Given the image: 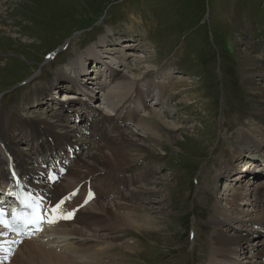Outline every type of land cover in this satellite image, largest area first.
Returning <instances> with one entry per match:
<instances>
[{"label": "rangeland", "instance_id": "obj_1", "mask_svg": "<svg viewBox=\"0 0 264 264\" xmlns=\"http://www.w3.org/2000/svg\"><path fill=\"white\" fill-rule=\"evenodd\" d=\"M235 36L242 41L232 42ZM117 41L121 42L115 44L116 50L105 45ZM128 44L131 46H124ZM102 50L114 54L107 53L112 60L106 62L117 68L114 82H107L110 85L104 90L96 88V83L102 80L100 73L106 79L105 66L95 61V68L94 58L86 54L98 56ZM248 57L256 66H247L243 59ZM80 62L89 71L85 84L95 91L93 100L72 86L79 85L70 76ZM115 82L124 85L118 106L101 97L117 87ZM135 87L150 91L153 99L146 105L159 115L150 114L151 121L172 139L163 138L152 146L147 133L139 130L140 125H147L146 119L135 120L136 125L118 121V128L109 130V136L133 132L141 145L128 148L136 158L133 165L100 172L105 166L90 178L87 191L86 187H78L79 192L72 189L58 202L59 208L80 196L81 203L62 217L71 221V214L75 219L85 207L97 217L92 226H109L118 235L115 241L96 245L105 250L96 264H107L109 259L111 264H209L213 217L223 219L224 214L230 220L225 218L217 233L249 235L243 246H257L261 257L256 260L264 261V234L250 236L258 227L264 230V218L263 223L250 224L246 220L256 217L254 209L248 204L241 213L234 208L247 198L248 202L259 196L264 199V185L258 186L264 176L260 175L262 166L254 159L257 154L251 158L250 153L256 149L244 145L241 139L245 138L239 135L240 128L248 127L250 138H264V0H0V124L7 123L0 128V139L6 142L16 135L10 149L27 157L28 166L40 159L38 148L43 139L32 137L27 130L38 133L48 125L44 119L53 122L57 117L61 127L54 130L59 133L65 130L62 126L90 127L88 120L75 121L76 125L71 116L66 118L74 111L84 116L89 105L92 120L111 114L115 122L116 109L128 104ZM161 91L164 94L158 100ZM76 97L91 102L85 108L76 101L67 102ZM141 110L146 111L138 108L139 116H147ZM174 122L177 130L165 125ZM261 143L264 149V141ZM86 150H74L71 161L80 159ZM229 159L240 171L227 179L221 177L220 168ZM69 164L70 160L66 166ZM137 172L140 175L135 177ZM107 177L125 183L119 194L99 186ZM116 195L126 198L144 216L147 212L138 206L152 207L149 214L154 225L139 230L92 210L93 203L110 204L109 199ZM258 204L256 210H264V201ZM247 210L250 214L245 218ZM119 253L130 256L114 260ZM40 258H35L37 264Z\"/></svg>", "mask_w": 264, "mask_h": 264}, {"label": "bare ground", "instance_id": "obj_2", "mask_svg": "<svg viewBox=\"0 0 264 264\" xmlns=\"http://www.w3.org/2000/svg\"><path fill=\"white\" fill-rule=\"evenodd\" d=\"M237 35H239V33ZM233 38L235 40H232V42L236 41L237 43H239L242 41L241 38H236V36ZM120 42L121 41H117L115 43L112 42L105 45L107 47H112L111 49L114 50L116 47L115 44H120ZM101 46V44H98V47ZM124 46L129 47L131 45L128 44ZM113 52L115 53V51ZM107 53L110 56L114 55L109 53L108 51L103 52V50L101 55L98 56L86 53L89 58H94V62H98L99 66H105V70L107 71L106 79H103V76L100 73V76H102V80L101 82L96 83V88H99L101 90H104L105 86V88H108L109 85L114 82V77L116 75L115 69H117L115 67H109V65L107 64V59L112 60V57L110 58V56H107ZM51 56L52 54L48 58H50ZM120 59L122 58L119 57L118 61ZM243 61L248 62V67L256 66V61L249 57L247 59H243ZM84 63L80 62V68H78L77 70L74 65L75 73L74 75L70 76V78L75 83H79V85H77L78 89H76L77 86L74 85V89H76L75 91L79 92L80 94L83 93V97L86 96L87 98L93 100V98L96 96V93L94 90L89 89L87 84H85L87 80L84 83H80L81 79H88L89 71L87 72V70L85 69ZM139 70L140 69H138L137 71ZM91 71L95 70L93 69ZM258 75L262 76L261 73H258ZM73 76H75L74 79ZM134 78V80H136L137 77L135 76ZM246 78L249 80V75H247ZM103 80L105 82H102ZM251 80L253 82V79H250V82ZM107 82L111 83L107 86ZM116 84V88L104 92L101 96L110 101L114 106H118L119 102L123 100L122 92L124 85H122L121 82H117ZM130 88H132V85L130 86ZM163 94L164 91H161L160 95L158 96V100H162L161 96ZM83 97H76L75 100L69 98L67 99V102L76 101L77 103L82 104L83 108H85L84 105L88 106V103L91 101H89L88 99L85 100ZM111 97H115L116 99L111 101ZM149 99H153L150 91H144L140 88L135 87L134 91L131 94V99L127 100L128 104L124 106L123 104H120V107H122V109L118 112V108L116 109V113L114 115L116 116L115 122H113V120L111 119V114L104 115L98 119L92 120V118L94 117V112H90V105L89 108H85L87 112L84 113V116H81L78 111H74L75 113L72 115H66V118L71 116L73 120H71L70 118V121H73V123H76V125L77 122L75 121H79L80 119L92 122V125L90 127L83 128L81 130H78L74 127L69 128V126H62L65 128V130L62 133H59L54 130V128L56 127H61L60 122L57 121L59 120V118L57 117L58 114H54L57 117V120L53 122H49L44 119L45 123H47L48 125L38 133L33 129L30 130V133L28 130L26 131L27 134H30L32 137L38 136V138H40L41 140L43 139V143L41 141L42 148H38V155H40V159H38V161L35 159L33 162H30V166H28L27 164V157L24 158L21 154L10 149V147H12L14 144L16 135H13L14 137L12 138L9 137L6 142L4 141V139H0V183L13 186L14 182L16 181L14 180L15 176L19 178L18 180L24 181L26 183L28 191H31V193L36 195H41L44 199L45 205H47L45 213L48 218V223L44 225V229L42 232L36 234L35 236L24 239H20L13 234H7L5 230L0 228V264H37L35 258L40 257V264H96L97 262L101 261L102 258H104L105 250L95 248L96 245L100 243L106 244L109 241H115L118 235L109 226H105L103 224H100L97 227L92 226V223L97 219V217L90 214L85 207H82L78 210L75 219L73 214H71V221H67L66 217H62L63 214L70 212L76 205L81 203L82 198L80 196H76L77 198L59 208L58 202L60 198H64L65 196H67V193H69L72 189L77 190L78 187H86L87 191V183L90 178L99 173L98 171L103 169L105 166L106 168H104L100 172L109 170V168H112L113 170H124L133 165L136 158H134L131 153L127 152L129 151L128 148L134 147L137 149L141 148V145H139V140L133 137V132H131L130 135L122 133L117 137L109 136V130H115L118 128V121L125 122L127 120L129 122H135V120L140 118L146 119L145 123L147 125H140L141 128L139 130L147 133L146 137L148 138V141L152 143V146L161 143L163 138L168 141L172 139L171 137L169 138L165 134L161 133L160 127L152 123L150 114L156 117H159V115L158 111L153 110L151 105H146ZM138 108L139 110L140 108L146 110L141 111L147 114V116L144 115L143 117H140L137 112ZM7 114L5 116H8ZM5 124L7 125V123L2 124V126L0 124V128H3L4 126L6 128ZM165 125L173 130H177L179 128V126L175 122L171 125L168 123H166ZM125 126L126 125H124V127ZM120 128L121 126L119 127V129ZM136 128H138V126ZM250 129L251 128L248 127L240 128L239 135L240 137L245 138L241 139L244 145L249 148L252 145L256 149L251 150V158H253V155L256 153L257 157L254 159L256 161H259L260 165L264 168V149L261 148V142L264 141V138H259L261 140H257V138L255 137L250 138L248 136L249 131H251ZM70 137H74L73 140H70ZM173 139L176 140L175 138ZM85 147L87 150L83 152L82 156H80V159L71 161L74 157L73 155H75L74 150L84 149ZM65 152L69 153L68 158L66 157L68 154H65ZM68 160H70V164L66 166V162ZM220 170H223V172H221L222 174L220 173L221 177L225 176L227 179H229V177L231 178L234 172L237 173L240 171L239 167L234 165L231 159L225 162ZM139 175L140 172L135 173V177ZM244 175H248V173H244ZM45 176L46 180H43L42 177ZM262 180H264V178H262ZM259 181H261V179ZM262 182L259 183L258 186L261 184L264 185V181ZM124 184L125 183L121 180L113 181L108 177L105 178V180L99 182V186L105 189L111 188L117 194L120 193ZM131 185H134V183H132ZM253 192H251V195ZM247 193L248 192H246V194ZM237 197H241V195L238 193ZM78 199H80L81 201ZM261 199V196H259L258 199L253 198L250 202H248L250 198H247V202L239 204L235 203L234 208H237V211L240 213V210L245 211L246 207L244 208V206L247 204L250 208H253L256 217H253V219L250 218L246 220V222L255 225V223L261 222L264 218V210H256L260 207V204H258V202L260 203L261 201H264V199ZM126 200V198L116 195L115 197H111L109 199V201L111 202L110 204H102L99 202L93 203L92 205L95 206L92 208V210L102 215L110 214L120 224L124 226H130L139 230L143 229L145 225H154L155 219L149 214L151 212V209H153L152 207L145 208L143 206H138L139 208H142L147 212V215L145 214L144 216V212L138 211L132 204H127ZM56 209L59 210L57 211ZM249 211L250 210L244 212L245 218L249 216ZM224 215L227 219L228 215ZM225 218L220 219L219 217H213L212 223L215 227V230L211 235L212 248L211 254L208 259L209 264H246L247 262L249 264H252L254 262L264 264L263 260H256V257H261V252L257 251V246H254V244H252V247L250 248H245L243 246V243L247 241L249 242V235L242 236L243 234H241L238 236H234L235 234L233 235L232 233H230L231 231L228 235H221L217 233L218 225L222 223ZM53 220L55 221L54 223L49 222ZM239 222L240 221H238V224ZM236 226L240 228V225ZM259 233L264 234V230L260 229V227L252 231L250 236H255ZM57 248L62 249V251L58 252ZM254 250L257 252L254 253ZM249 251H251V254L247 253ZM110 255H113V252ZM129 256L130 255L127 254H120V256H116L114 260H125ZM243 259L246 260L243 261ZM111 260L112 259L107 260V264H111ZM102 264H104V262H102Z\"/></svg>", "mask_w": 264, "mask_h": 264}, {"label": "snow or ice", "instance_id": "obj_3", "mask_svg": "<svg viewBox=\"0 0 264 264\" xmlns=\"http://www.w3.org/2000/svg\"><path fill=\"white\" fill-rule=\"evenodd\" d=\"M57 211L59 210V209H56ZM50 223H54L55 221L53 220V221H49Z\"/></svg>", "mask_w": 264, "mask_h": 264}]
</instances>
